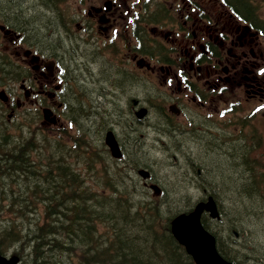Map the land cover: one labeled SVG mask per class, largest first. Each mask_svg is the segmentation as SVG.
Returning a JSON list of instances; mask_svg holds the SVG:
<instances>
[{"label": "flooded vegetation", "instance_id": "af4514ba", "mask_svg": "<svg viewBox=\"0 0 264 264\" xmlns=\"http://www.w3.org/2000/svg\"><path fill=\"white\" fill-rule=\"evenodd\" d=\"M172 1L6 0L14 51L0 76L19 85L0 86L8 117L30 103L42 128L69 110L77 125L103 124L121 150L104 142L110 171H153L145 139L181 171H264L261 25L220 0Z\"/></svg>", "mask_w": 264, "mask_h": 264}, {"label": "trees", "instance_id": "16d2710c", "mask_svg": "<svg viewBox=\"0 0 264 264\" xmlns=\"http://www.w3.org/2000/svg\"><path fill=\"white\" fill-rule=\"evenodd\" d=\"M5 1L0 0L2 18L11 14ZM223 1L240 14L258 15L254 0ZM11 140L0 137V254L16 264H195L170 232L171 219L193 206L188 195L155 198L123 171H103L100 185L106 188L94 191L71 159L86 154L87 163V139L75 147L54 143L46 160L38 157L43 150L35 136ZM241 187L238 194L256 197L257 186ZM138 192L144 199L136 200ZM218 249L240 264L235 249L220 244ZM259 260L264 264V255Z\"/></svg>", "mask_w": 264, "mask_h": 264}, {"label": "rangeland", "instance_id": "374dc122", "mask_svg": "<svg viewBox=\"0 0 264 264\" xmlns=\"http://www.w3.org/2000/svg\"><path fill=\"white\" fill-rule=\"evenodd\" d=\"M177 5L180 4V2L172 1ZM259 13L264 16V4H259ZM17 16L16 14H13ZM11 16V15H10ZM29 15L26 14V18H28ZM13 18V16H12ZM35 19L39 20L40 16L36 15L34 16ZM8 23H13V21L9 18ZM9 26V25H8ZM13 48L10 46V43L7 38L3 37V34L0 32V57L4 56H10L13 54ZM7 63V62H6ZM7 85L10 86V88H17L18 89V83L16 82H10L9 84H6L1 87V89L10 90L12 92V89L5 88ZM14 85V86H13ZM14 103V99L11 101V104ZM3 103L0 102V130H6L9 133H11V136L19 137L18 130L21 127H25L24 129L28 131H32L37 133V135L41 136L43 138V151L46 153L49 149H52V142H55L59 139L60 142L65 141L67 144L71 145L73 142H71L72 137H78L79 133L76 127H71L70 123L65 120L63 117L61 118V122L63 123L62 127H60L59 122L56 126H41V112L37 110L36 107H34L30 103H26L21 108L14 107L15 113L14 116H12L10 119L8 118V114L11 113L10 109L11 106H5L2 105ZM61 115V114H60ZM7 118L9 123L7 125H4L2 122V119ZM41 119V120H40ZM255 129L262 135L264 138V119L261 117L260 119L257 117L254 120L253 123ZM46 129L45 131H42ZM98 129L96 130V135H98ZM149 133V137H152V133L150 131H146ZM22 135H20L21 137ZM19 137V138H20ZM18 138V139H19ZM40 145V144H39ZM50 145V146H49ZM49 146V147H48ZM41 148V145H40ZM166 148V145L161 146V149L156 147V145L150 140L145 139L144 143V149H145V160H148L149 162L153 163L154 169L152 171L154 179L157 181L159 186L163 189L164 194L166 196H170L173 199H175L176 194H186L190 197L189 203L195 204L197 200L201 198L202 195H205V193L202 191L203 188L197 187L194 184H191L189 179L187 178L185 171H181L180 165L178 164H172L174 160L169 159L164 153L161 152V150H164ZM99 151L105 156V150L102 149V147H99ZM99 155V152H97V155ZM102 155V157H103ZM95 156V158H96ZM104 158V157H103ZM73 167L77 169L78 173H81V175L84 177V179L88 182V184L91 186V188L96 191L97 189H105L106 187L100 185L102 182L104 176L103 171L105 166L102 165V160H97L99 163H94V167L88 168L87 171L83 167L82 162H78L74 156H71ZM93 161V160H90ZM181 164L182 161H179ZM112 174H115L117 171H110ZM126 173L127 180L131 183L132 180H135V177L139 178L137 175V172L131 171V175L129 176L127 171H123ZM207 172V171H206ZM214 173L219 176L218 177V183H221L225 186V189L219 187L217 193L219 194L221 206L226 210L228 207L231 208L229 205H234L236 202L243 203L245 207L247 206L248 209H246L247 213L252 214L254 211H257L258 213H261V218H246L244 222H240L236 224L237 229L241 232L245 228L248 229L249 236L247 237L248 241H251L252 244L250 245L249 253H252L255 255V258L251 260V264H262V262L259 260L262 255H264V213L261 212V207L257 203V201L249 200L244 197L239 196V194L236 192V186L241 187L244 183L239 182L240 178L238 177V173L240 171H208L207 172V178L213 179ZM237 173V174H236ZM233 176V178H232ZM239 178V179H238ZM215 182L217 180L214 179ZM234 184V185H232ZM100 185V186H99ZM206 191L212 192L211 187L205 186ZM243 188V187H242ZM151 194V193H149ZM9 195H11V192H9ZM137 197L136 200H141L144 196L141 192L136 193ZM3 195L0 193V198H2ZM150 197V196H149ZM147 197V198H149ZM144 199V198H143ZM174 208V207H173ZM13 211V210H12ZM236 213V211H234ZM9 214V213H7ZM19 217V216H18ZM16 218V217H14ZM26 220V219H25ZM216 227V225H214ZM225 228H228V220L226 219ZM219 235H221V232H219ZM240 254L242 255L243 252L240 251ZM244 264H250L249 260H247Z\"/></svg>", "mask_w": 264, "mask_h": 264}, {"label": "water", "instance_id": "95a60500", "mask_svg": "<svg viewBox=\"0 0 264 264\" xmlns=\"http://www.w3.org/2000/svg\"><path fill=\"white\" fill-rule=\"evenodd\" d=\"M3 29V28H2ZM3 97V94H0ZM106 143L115 156H119V147L111 133L107 134ZM146 178L148 171H140ZM156 194L160 193L157 185L151 186ZM210 212L212 217H218L217 205L213 197L206 202H199L189 213H181L171 221V231L176 240L186 248V251L194 258L197 264H233L225 260L217 251L215 237L211 235L201 223V215L204 211ZM0 264H13L0 256Z\"/></svg>", "mask_w": 264, "mask_h": 264}, {"label": "bare ground", "instance_id": "6f19581e", "mask_svg": "<svg viewBox=\"0 0 264 264\" xmlns=\"http://www.w3.org/2000/svg\"><path fill=\"white\" fill-rule=\"evenodd\" d=\"M77 195V194H76Z\"/></svg>", "mask_w": 264, "mask_h": 264}]
</instances>
